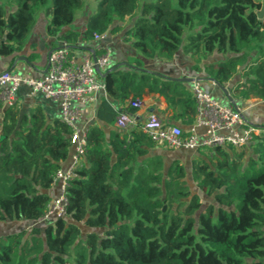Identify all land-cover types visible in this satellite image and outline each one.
Wrapping results in <instances>:
<instances>
[{
    "label": "trees",
    "instance_id": "1",
    "mask_svg": "<svg viewBox=\"0 0 264 264\" xmlns=\"http://www.w3.org/2000/svg\"><path fill=\"white\" fill-rule=\"evenodd\" d=\"M82 33L62 32L85 0H0V55L23 47L37 10L50 15L47 32L75 49L95 34L123 31L145 58L190 54L199 78L231 84L236 99H264L263 0H96ZM176 1V5L174 2ZM132 25H117L126 18ZM133 56L104 76L106 94L86 130L82 164L66 188V214L0 237V264H264V133L237 147L208 148L186 165L142 129L115 125L129 100L154 93L168 121L195 119L187 81L166 78ZM129 64L143 69L130 67ZM186 126V127H184ZM72 128L49 120L42 107L23 112L0 101V221L41 220L55 173L72 155ZM166 208L163 210V206Z\"/></svg>",
    "mask_w": 264,
    "mask_h": 264
},
{
    "label": "built area",
    "instance_id": "2",
    "mask_svg": "<svg viewBox=\"0 0 264 264\" xmlns=\"http://www.w3.org/2000/svg\"><path fill=\"white\" fill-rule=\"evenodd\" d=\"M107 33L95 34V38L104 39ZM112 64L111 51L100 55L91 52L76 56L74 49L61 40L48 57L45 72L40 77H33L11 70L0 73V101L3 106L13 105L16 93L22 84L30 86L31 93L58 100L60 103V119L71 128L70 143L73 148L71 165L68 169L59 168L55 180L59 181L60 193L51 199L44 219L66 214V188L75 175V169L82 164L86 145V120L83 121L82 105L98 101L100 94H106L103 73ZM191 91L196 102L194 122L188 126V135H183L180 124L165 121L155 111H150L142 125L136 123L128 110H121L115 125L123 130L137 127L146 132L157 147L186 148L198 151L217 145L232 144L237 147L254 141L255 135L264 133V126L250 122L243 113V108H235L229 103L212 95L210 87L195 78L191 83ZM140 99L129 100L126 106L139 107ZM82 120V122H80Z\"/></svg>",
    "mask_w": 264,
    "mask_h": 264
},
{
    "label": "crops",
    "instance_id": "3",
    "mask_svg": "<svg viewBox=\"0 0 264 264\" xmlns=\"http://www.w3.org/2000/svg\"><path fill=\"white\" fill-rule=\"evenodd\" d=\"M85 6L87 7H83L82 10L76 11L75 19L71 24L63 27L62 32L68 30H75L82 33L84 31V29L86 28L87 20L92 13V10L89 9L92 4L90 3ZM126 19L129 18L127 17ZM49 20L50 15L47 14L45 7L36 11L35 21L24 41L22 49L15 56L0 55V73L7 69L33 77H40L44 74L48 64V57L50 53L55 48L61 45L62 40L60 37H58V35L48 34L47 25L49 23ZM124 22L118 21L117 25L122 24L126 25V27H129L130 25H132L133 20L131 19L130 22L127 24H124ZM122 32L123 31L111 33L108 32L107 37L104 39L94 38L93 40L89 41L79 40L76 48L74 49L75 54L77 57L86 52H91L95 55H100L104 51L110 50L112 64H117L119 65V67H125V65L129 63V58L136 56L143 60V66L145 68L155 72H159L173 77L188 76L193 78H199L201 76V72L196 71L193 68L195 61L190 54L184 53L181 50L178 51L171 60H164L160 57L145 58L141 55L138 50L132 47L130 41L125 39V36L122 34ZM243 80L244 78L240 76L239 73H237L230 82L226 83V85L231 87V84ZM202 82L210 87V91L213 96L222 100L224 94L216 84L203 79ZM189 83L191 84L192 82ZM104 96L105 94L101 93L100 98L96 103L82 105L81 108L83 114V121L86 120L87 125H90L92 122L96 121L97 105L100 99ZM236 100L238 106L243 108V113L250 122L264 126V99L251 96L247 99ZM222 101L225 103H229L225 98ZM15 103H17V105L23 112H28L31 109L40 106L46 113L47 118L49 120H52L56 117L60 118L59 101L55 99L46 98L39 93L32 94L30 86L26 84H22L17 90ZM150 111L157 112L160 117L163 118L165 121H168V117L171 113L170 110L167 109V102L165 98L159 94L154 93L144 95L141 99V105L139 107H135L134 112H129L135 118L138 126L142 125ZM80 122H82V120ZM180 125L183 127L182 124ZM190 152L195 153L198 151L192 150ZM70 165L71 157L62 163V168L68 169ZM48 192L51 195V198L58 196L60 193L59 183L56 182L55 184H53V186L49 189ZM47 220L42 218L38 221L29 220L26 222H29L32 225L43 224L42 222H44L45 224L46 222H48Z\"/></svg>",
    "mask_w": 264,
    "mask_h": 264
},
{
    "label": "rangeland",
    "instance_id": "4",
    "mask_svg": "<svg viewBox=\"0 0 264 264\" xmlns=\"http://www.w3.org/2000/svg\"><path fill=\"white\" fill-rule=\"evenodd\" d=\"M90 3L92 4V6L89 9H91L93 13L97 9V1L96 0H85V5L90 4ZM174 4L176 5V1L174 2ZM84 7L86 8L87 6H84ZM80 10H82V8L77 11H80ZM130 20H131L130 18L126 19L124 24L129 23ZM157 151L160 153H165L164 159H165L166 165H168L169 162H171L173 159H178L179 161L184 163V165H186L187 172H188L187 179L189 180V185L191 186L193 190L199 191L195 183L191 180L192 179L191 166L194 160H203V157L201 156V154L205 155L206 157H207V154L208 155L210 154L209 152L210 150L208 148L206 149L202 148L198 150V152L193 153V152H190L192 150H189L186 148H181V147L180 148H168V147L165 148L164 146H162L161 149ZM199 192L202 195L203 200H205L204 193L201 191ZM31 226L32 224H30L29 222H26V220L0 221V237L4 236L7 233L18 231V230H21L22 228H29Z\"/></svg>",
    "mask_w": 264,
    "mask_h": 264
},
{
    "label": "water",
    "instance_id": "5",
    "mask_svg": "<svg viewBox=\"0 0 264 264\" xmlns=\"http://www.w3.org/2000/svg\"><path fill=\"white\" fill-rule=\"evenodd\" d=\"M264 15V0H263V5L261 7V9L258 10V16L260 18H262ZM130 67H133V68H138V69H143L141 67H137L135 65H132V64H129ZM117 67H119V65L115 64L113 66H111L109 69H107L104 73H103V76H106L108 74L109 71L113 70V69H116ZM161 76L163 77H166V78H172V79H177V80H182V81H187V82H192L195 78L193 77H188V76H182V77H173V76H169V75H165V74H162V73H159ZM203 80H206V81H210L214 84H216L220 89L221 91L223 92L224 94V97L222 98V100L225 98L227 99V101L233 105L235 108L238 107V103H237V100L236 98L233 96L232 94V88L226 84H222L220 82H218L217 80H215L214 77H205V78H202ZM166 208V205L163 206V210Z\"/></svg>",
    "mask_w": 264,
    "mask_h": 264
}]
</instances>
